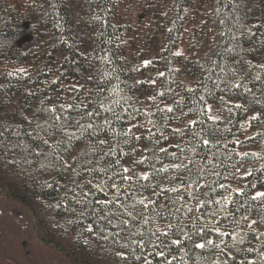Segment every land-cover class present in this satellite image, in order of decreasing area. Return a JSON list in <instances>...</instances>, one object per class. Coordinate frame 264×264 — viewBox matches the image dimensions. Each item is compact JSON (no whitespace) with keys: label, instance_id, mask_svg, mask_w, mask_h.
Here are the masks:
<instances>
[{"label":"trees","instance_id":"trees-1","mask_svg":"<svg viewBox=\"0 0 264 264\" xmlns=\"http://www.w3.org/2000/svg\"><path fill=\"white\" fill-rule=\"evenodd\" d=\"M189 5L190 0H174L160 61L163 75L157 79L161 90L156 92L120 54L119 38L130 27L116 22L112 0H37L30 26L0 0V64L27 58L25 40L32 41L36 22L51 37V52L63 53L59 80L79 79L84 86L66 99L59 83L47 91L39 76L13 72L2 76L0 86V187H9L30 218L38 220V226L25 220L35 233L51 230L54 221L65 225L68 234L75 232L69 244L76 259L93 251L110 264L112 252L125 254L130 264H264V201L251 199L264 191V0H212L216 41L197 60L175 53ZM85 42L91 44L87 55L81 51ZM183 73L194 79V87L181 83ZM151 93L147 112L143 97ZM10 97L17 99L16 110ZM116 100L119 105L112 103ZM98 101L113 111L105 112ZM209 103L218 107L220 118L209 117ZM53 107L55 113L49 111ZM252 111L259 114L255 120ZM179 114L196 124L174 128L181 122ZM105 120L110 121L107 127H96ZM77 121L93 124L95 135L77 128ZM247 127L258 131L247 139L244 152L258 155L242 159L236 141ZM97 141L105 142L102 151ZM126 161L146 170L149 179L124 180ZM247 167V175L229 179ZM100 168L107 172L94 171ZM232 180L243 194L220 187ZM156 212L169 224L164 231L155 229ZM249 221L261 231L241 230ZM217 228L229 235L220 236ZM201 243L204 248L197 247Z\"/></svg>","mask_w":264,"mask_h":264},{"label":"rangeland","instance_id":"rangeland-1","mask_svg":"<svg viewBox=\"0 0 264 264\" xmlns=\"http://www.w3.org/2000/svg\"><path fill=\"white\" fill-rule=\"evenodd\" d=\"M10 5L30 26L33 22L31 13L32 6L37 0H3ZM212 0H190L189 14L183 23L179 33L178 46L175 53L184 55L189 59H198L210 53L214 42L216 41V26L213 20ZM112 7L115 11V19L118 24L130 27V32L121 35L119 38V50L136 71H138L139 79L149 82L153 85L156 92H160L161 87L158 83V76L163 72L160 67V61L163 57V51L167 48L168 37L170 31L171 19L175 13L174 0H112ZM77 9L81 12L80 3ZM31 37L25 40V54L27 58L23 61L11 59L0 64V86L1 78L7 73H16L23 76L38 77L41 80V89L50 91L53 83H59L62 90L63 98H74L83 89V83L79 79H62L60 78L58 59L62 58L63 53L59 56L51 52V42L48 32L40 25L34 22L31 26ZM91 50V44L85 42L81 48L85 55ZM145 61L150 63L145 66ZM21 69L23 71H21ZM181 83L194 87L195 81L181 74ZM11 98V108L19 107L17 99ZM154 93L145 94L143 97V107L147 112L152 110V102ZM232 103V102H230ZM211 106V110L208 108ZM207 113L209 117H221L218 107L209 103L207 105ZM257 111H252L250 117H258ZM180 123L173 124V127L184 130L188 124L194 121L192 117L181 119L178 115ZM148 125V123L146 124ZM256 128L247 127L246 132L238 137L239 143L242 145L239 151H246L247 139L253 137L257 133ZM142 146V157L145 156V146ZM125 168L129 171L126 173L128 177L137 179L142 177L146 170L138 169L132 166L130 161H126ZM246 170H237L236 173L230 175L232 179L234 175H247ZM17 173V171H14ZM21 176L16 177V181H20ZM170 184V183H169ZM227 187L231 193L237 189H241L239 183L235 180L228 181ZM180 185L171 184L169 187ZM145 204L148 198L145 195ZM158 212L155 214L156 231H164L169 227L165 221H160ZM31 219L37 226L38 220L30 218V213L24 205L19 204L15 197L9 192L8 188L0 187V264H110V261L102 255L101 258L95 256L93 251L87 255L85 259L83 255L80 258L73 253L70 242L76 238V233L68 234V228L65 225L58 224L54 221L51 230L46 229V233H35L29 225L25 224V220ZM158 219V220H157ZM228 228V227H227ZM244 231L260 232L254 221H249L245 227H241ZM221 230H225L221 228ZM67 234L68 239L64 237ZM112 264H130L127 263L125 254L111 253ZM98 255V254H97ZM100 255V254H99ZM97 257V259H96ZM96 259V260H95Z\"/></svg>","mask_w":264,"mask_h":264},{"label":"snow or ice","instance_id":"snow-or-ice-1","mask_svg":"<svg viewBox=\"0 0 264 264\" xmlns=\"http://www.w3.org/2000/svg\"><path fill=\"white\" fill-rule=\"evenodd\" d=\"M216 10H217L218 12L220 11L219 8H217ZM221 23H223V21H221ZM149 63H150V61H145V66H147ZM21 71H23V70L21 69ZM160 75H163V73H161ZM235 87L239 88L240 85H239V84H238V85H235ZM112 103H113V104H116V105H119L120 101L116 100V101H113ZM98 104H99V107H100L101 109H103L105 112H112V111H113V108H112L111 105H106V104H104V103H102V102H99V101H98ZM63 107H64V106H61V108H63ZM69 107H71V105H69ZM236 107H237V108H240L241 105L237 104ZM208 110H209V111L211 110V106H209ZM49 111H50L51 113H55V112H56V108L53 107V108L50 109ZM168 111H172V109L169 108ZM97 114H98V113H97ZM85 115H86L87 117H91V116L94 115V113L86 112ZM115 118H116V119H119L120 117H119V115H116ZM210 118H211L212 120H216V119H218V117H210ZM257 118H258L257 116H253V117H252L253 120H255V119H257ZM52 119H54V120H59L60 117H59V116H53ZM109 123H110V121L105 120V121L103 122L102 125H98V126H96V127H100V128L107 127V126L109 125ZM191 123H192L193 125H195V124H196V121H192ZM54 126H56V127H60L62 131L64 130V129H63V126H57V125H54ZM76 126H77V128H80L82 131L92 130L89 134H90V135H95V128H94L93 124H91V123H89V124H87V125H81V124L79 123V121H77ZM66 134L69 135L71 138H75V134H74V133H66ZM137 139H139V138L137 137ZM104 143H105L104 141H97V143H96V149L99 150V151H102V147H103ZM236 143H239V141H236ZM203 144L208 145V144H210V141H209V140H203ZM237 155L240 156V157L243 159V158H246V157H248V156H257L258 154H257V153H248V152H244V153H237ZM176 167H179V166L177 165ZM94 171H99V172H104V173H106V172H107V169H106V168H100V169H98V170H97V169H94ZM128 171H129V170H128L127 168H124V169H123V172H125V173H127ZM250 174H251V173H248V175H250ZM114 175H115V174H114ZM142 178H143L144 180H148V179H149V174H148V173H143V174H142ZM123 179H124V180H130L131 178L128 177V176H124ZM96 187H97V189H99L100 191H103V188H101L100 185H96ZM111 187H112V188H115V189H117V191H119V189L117 188V185H116V184H112ZM220 187H221V188H224V187H230V186L220 185ZM171 191H177V189H171ZM236 191H237V193H239V194H243V190H242V189H237ZM251 199H252V200H257V199H259V200H261V201H264V191L256 192L255 195H254ZM114 200H116L115 197L113 198V201H114ZM113 201H100V203H101V205H107V204H109V203H112ZM225 202H226V203H230L231 201H228L227 198H225ZM139 203L143 204L144 201L141 200V201H139ZM216 203H219V201H217ZM188 211L190 212V211H192V209L189 208ZM129 215H131V214H129ZM89 231H91V229H89ZM201 231H203V230H201ZM215 231H216L220 236H226V235H229L228 233H224V232H222L219 228L215 229ZM164 235H167V234L165 233ZM172 243L175 244V245H179V244H180V241H179V240H174V241H172ZM207 243H208V244H214V242L211 241V240L208 241ZM197 247H199V248H204V247H205V244H204V243L198 244ZM157 255L163 257L165 254H164V253H157ZM137 259H140V257H137ZM146 264H152V262H151V261H147ZM168 264H171V261H168Z\"/></svg>","mask_w":264,"mask_h":264}]
</instances>
